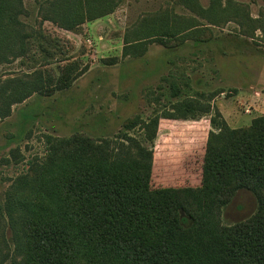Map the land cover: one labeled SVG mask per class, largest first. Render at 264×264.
I'll use <instances>...</instances> for the list:
<instances>
[{
  "label": "trees",
  "instance_id": "obj_1",
  "mask_svg": "<svg viewBox=\"0 0 264 264\" xmlns=\"http://www.w3.org/2000/svg\"><path fill=\"white\" fill-rule=\"evenodd\" d=\"M185 1L212 26L223 19L229 21L226 17L231 8L222 6L220 0H212L207 8ZM119 2L59 0L61 4L52 5L55 16H47V20L72 31L84 22L109 15ZM21 8L22 0H0V66L11 62L9 57L26 55L24 41L30 36L21 32ZM239 12L235 11V16H240ZM245 17L248 29L237 22L243 37L253 39L257 31L264 34V15L252 19L247 13ZM188 21L177 24L174 15L162 13L143 17L132 26L130 35L124 36L122 56L140 54L148 42L158 43L173 56L187 39L202 45L212 40L194 37L198 27L192 19ZM42 38L45 42L38 46L40 51L53 55L45 47L53 44L66 53L59 39ZM43 78L39 74L3 82L0 119L9 116L13 105L42 94L49 79ZM73 80L62 81L53 90H66ZM161 96L153 101L158 103ZM132 120L124 123V129L139 126L152 143L159 114L147 122L138 116ZM45 138V158L29 162L6 193L4 212L13 249L0 229V264L6 259L10 264H264V117L254 118L246 128L221 127L219 134L207 135L202 156L186 163V167L201 170L198 193L176 189L158 200L163 208L158 211L163 213L156 215V223L161 222L160 217L171 218L163 219L164 230L147 225L157 202L150 195L152 149L125 133L119 136L120 141L81 133ZM10 153L20 157L17 150ZM241 191L255 196L256 211L244 221L224 226L222 208ZM171 201L177 202L173 208ZM182 212L185 216L180 219Z\"/></svg>",
  "mask_w": 264,
  "mask_h": 264
},
{
  "label": "rangeland",
  "instance_id": "obj_2",
  "mask_svg": "<svg viewBox=\"0 0 264 264\" xmlns=\"http://www.w3.org/2000/svg\"><path fill=\"white\" fill-rule=\"evenodd\" d=\"M117 1L120 2L109 15L65 31L47 20V16H55L52 5L61 4L59 0H22L18 20L23 26L21 32L30 36L24 41L26 55L9 57L11 62L0 66V85L12 78L39 74L49 79L42 94H33L22 104L13 105L9 116L0 119V229L11 250L12 234L4 212L6 193L29 162L45 158V136L68 138L81 133L93 139L118 141L125 133L152 149L150 195L157 202L147 225L164 230L162 221L168 217H160L161 222L156 223V215L163 213L158 211L163 209L158 200L176 189L198 193L201 170L186 167V163L194 156H202L207 135L219 134L221 127L246 128L254 118L264 117V98L253 95L264 93V34L257 31L253 39L243 37L237 25L240 22L249 28L247 13L252 19L264 15V0H220L222 6L231 9L226 17L229 21L223 19L217 26L210 25L185 0ZM191 1L202 8L212 2ZM239 9L240 16H235ZM160 13L174 15L177 24L192 19L198 27L193 36L212 40L202 45L187 39L173 56L158 43L148 42L140 54L123 57L124 36L130 35L132 26L145 16ZM42 36L59 39L66 53L53 44H45L53 55L40 51L38 46L45 42ZM72 77L68 89L53 90ZM159 94L160 101L155 103ZM157 114L158 132L152 143L139 126L124 129V123L136 116L147 122ZM14 150L20 161L10 153ZM169 203L171 208L177 204ZM256 208L253 194L238 192L222 208L221 223L231 226L244 221ZM184 214H179L180 219ZM3 264H10V260Z\"/></svg>",
  "mask_w": 264,
  "mask_h": 264
},
{
  "label": "crops",
  "instance_id": "obj_3",
  "mask_svg": "<svg viewBox=\"0 0 264 264\" xmlns=\"http://www.w3.org/2000/svg\"><path fill=\"white\" fill-rule=\"evenodd\" d=\"M257 95L258 94V97L259 98H264V93L263 92H260V93H254L253 95Z\"/></svg>",
  "mask_w": 264,
  "mask_h": 264
}]
</instances>
